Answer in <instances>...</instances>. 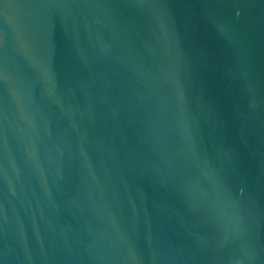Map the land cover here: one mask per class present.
<instances>
[{
    "label": "water",
    "instance_id": "water-1",
    "mask_svg": "<svg viewBox=\"0 0 264 264\" xmlns=\"http://www.w3.org/2000/svg\"><path fill=\"white\" fill-rule=\"evenodd\" d=\"M0 264H264V0H0Z\"/></svg>",
    "mask_w": 264,
    "mask_h": 264
}]
</instances>
